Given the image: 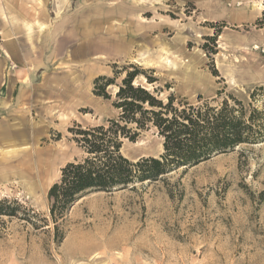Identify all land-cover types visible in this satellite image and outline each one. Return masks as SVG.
<instances>
[{
    "label": "rangeland",
    "instance_id": "1",
    "mask_svg": "<svg viewBox=\"0 0 264 264\" xmlns=\"http://www.w3.org/2000/svg\"><path fill=\"white\" fill-rule=\"evenodd\" d=\"M263 19L264 0H0V199L27 209L0 217V264H264V143L90 194L61 242L44 221L62 169L85 157L70 130L118 119L131 65L164 102L247 104L264 88ZM100 76L116 78L111 99ZM163 143L152 128L122 153L158 158Z\"/></svg>",
    "mask_w": 264,
    "mask_h": 264
},
{
    "label": "trees",
    "instance_id": "2",
    "mask_svg": "<svg viewBox=\"0 0 264 264\" xmlns=\"http://www.w3.org/2000/svg\"><path fill=\"white\" fill-rule=\"evenodd\" d=\"M258 25L264 26V19ZM131 68L118 85L113 102L119 110L118 119H110L108 125L70 130L85 157L68 163L62 169L60 181L49 190L50 218L44 221L54 224L57 242L65 238L64 226L71 208L90 194L111 193L136 182L155 181L176 169L197 166L237 147L264 143L263 87L251 94L247 104L230 94L216 105L204 101L198 105L180 102L176 106L174 95L164 102L157 90L136 85V78L142 74L150 84L157 80L137 66ZM115 79L98 77L95 95L111 99L107 89L115 84ZM152 128L164 139V153L136 162L125 157L124 140L136 141L143 131ZM19 208L25 207L18 201L0 199V217L16 216Z\"/></svg>",
    "mask_w": 264,
    "mask_h": 264
},
{
    "label": "crops",
    "instance_id": "3",
    "mask_svg": "<svg viewBox=\"0 0 264 264\" xmlns=\"http://www.w3.org/2000/svg\"><path fill=\"white\" fill-rule=\"evenodd\" d=\"M8 57V55H7ZM5 59V57L2 56V58L0 59V63H3V60Z\"/></svg>",
    "mask_w": 264,
    "mask_h": 264
},
{
    "label": "bare ground",
    "instance_id": "4",
    "mask_svg": "<svg viewBox=\"0 0 264 264\" xmlns=\"http://www.w3.org/2000/svg\"><path fill=\"white\" fill-rule=\"evenodd\" d=\"M257 48V47H256Z\"/></svg>",
    "mask_w": 264,
    "mask_h": 264
}]
</instances>
